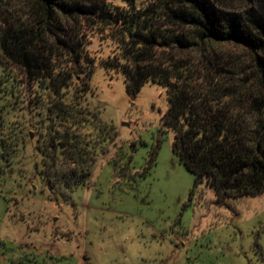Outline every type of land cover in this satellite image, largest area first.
Wrapping results in <instances>:
<instances>
[{"label": "trees", "instance_id": "16d2710c", "mask_svg": "<svg viewBox=\"0 0 264 264\" xmlns=\"http://www.w3.org/2000/svg\"><path fill=\"white\" fill-rule=\"evenodd\" d=\"M228 2L0 0L3 162L13 167L25 156L29 89L41 131L48 122L45 143L35 146L42 175L69 185L90 180L103 136L114 130L90 107L99 62L110 76L123 75L130 95L149 81L165 87L161 118L172 149L217 202L264 192V0ZM96 36L111 42L108 56L91 54ZM228 43L248 59L224 50ZM61 158L72 181L48 172Z\"/></svg>", "mask_w": 264, "mask_h": 264}, {"label": "rangeland", "instance_id": "374dc122", "mask_svg": "<svg viewBox=\"0 0 264 264\" xmlns=\"http://www.w3.org/2000/svg\"><path fill=\"white\" fill-rule=\"evenodd\" d=\"M227 4L241 8L242 0ZM112 47L96 36L89 49L101 58ZM222 48L248 59L233 43ZM90 83V107L114 130H106L86 184L42 178L47 168L29 142L13 167L0 154V264H264V192L219 203L196 182L162 122L165 87L149 81L130 95L123 75L99 62ZM24 96L29 119L34 95ZM46 125L37 132L42 144ZM62 161L48 172L72 181Z\"/></svg>", "mask_w": 264, "mask_h": 264}, {"label": "flooded vegetation", "instance_id": "af4514ba", "mask_svg": "<svg viewBox=\"0 0 264 264\" xmlns=\"http://www.w3.org/2000/svg\"><path fill=\"white\" fill-rule=\"evenodd\" d=\"M40 122L41 121L35 117L29 118V123L31 125V128L33 127L36 128V131H33L32 129L30 130V137H29V143L33 144L34 146L39 145L40 143L41 144L43 143L42 139L39 138V135L37 134V132L40 133L39 131L41 130V128H39V126L41 125ZM41 177L44 178V175H41Z\"/></svg>", "mask_w": 264, "mask_h": 264}, {"label": "water", "instance_id": "95a60500", "mask_svg": "<svg viewBox=\"0 0 264 264\" xmlns=\"http://www.w3.org/2000/svg\"><path fill=\"white\" fill-rule=\"evenodd\" d=\"M123 124H124V125H129V123H128V122H124Z\"/></svg>", "mask_w": 264, "mask_h": 264}]
</instances>
